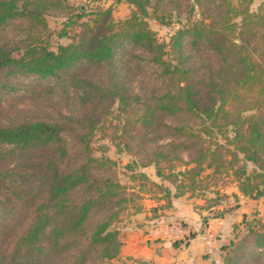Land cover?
<instances>
[{"label":"trees","instance_id":"16d2710c","mask_svg":"<svg viewBox=\"0 0 264 264\" xmlns=\"http://www.w3.org/2000/svg\"><path fill=\"white\" fill-rule=\"evenodd\" d=\"M115 1L132 5L130 14L115 20L110 6L87 12L65 0H0V98L36 92L19 78L31 76L42 95L67 104V113L54 106L52 119L0 123V264H106L119 254L115 222L138 193L91 145L113 105L123 114L120 148L173 187L131 175L157 202L149 218L192 194L206 168L224 169L243 196H264V1L256 10L252 0ZM183 10L185 21L159 41L148 20L167 23ZM52 13L65 16L58 36L78 26L55 49L47 43ZM78 64L100 69V80L73 72ZM251 233L250 246L264 254V224Z\"/></svg>","mask_w":264,"mask_h":264},{"label":"rangeland","instance_id":"374dc122","mask_svg":"<svg viewBox=\"0 0 264 264\" xmlns=\"http://www.w3.org/2000/svg\"><path fill=\"white\" fill-rule=\"evenodd\" d=\"M263 1L264 0H252L250 8L256 10ZM65 2L71 5L75 11L78 6L85 8L87 12L97 7L105 8L110 6L111 16L115 20L125 18L133 9V6L129 3L115 0H65ZM174 12L175 10H172L171 14H174ZM192 15L196 17V9ZM179 17L180 18L171 15L167 23H160L158 20L150 18L148 20L149 26L156 33V37L159 41H167L169 35L173 33L181 22L185 21L186 14L184 10L180 12ZM81 19H85V17ZM46 21L47 33H49L47 43L48 47L51 49H55L58 43L68 42L73 37L74 32L78 30V26L74 24L68 26V28L66 27L68 30L66 36H58V32L64 27L63 24L66 21L63 14H48L46 15ZM5 34L7 39H12L14 37L10 31ZM4 41H6L5 38L3 42ZM19 53V50H15L12 52V55L16 56ZM72 70L94 81L100 78V69L97 70L93 69V67L78 64L75 65ZM19 78H21L20 80L23 81L24 85L27 84L26 86L36 89V92H31L27 89L3 95V97L0 98V123H13L25 119L36 118L52 119L54 115L56 116L55 107L67 113V104L65 101L60 100L58 97L48 98L42 95V86L37 87L34 85L38 82L37 79L31 76H22ZM131 85L133 90H137V79L135 80L133 78ZM119 117L123 118V114L117 112L116 105H113L108 113H104L100 123L94 129L91 145L94 155L106 156L115 161V174L117 179L126 187H129V189L130 187H134V191L138 193V196L129 202L127 208L120 212V217L115 222V227L119 231L121 245L124 235L126 236L124 233L131 231L134 226L143 225L147 227V229L142 227L146 232L149 230L153 231L156 228L161 230V233L153 232L150 235L157 236L160 234L164 235L166 238L174 239L175 242H183L185 238L191 236L192 231L179 234L173 228L175 226H180V221L171 218L170 215L172 216L180 210H183V213H185V209H187L190 214L188 217L196 216V228L198 229L196 232H204V235H206L207 232L213 234V251L212 253H206L205 251V253L214 260V264H264V254L262 252L258 253L256 248L250 246L253 240L251 231L259 229L261 225L264 224V196L258 198L243 196L238 191L232 177L224 169L211 172L210 169L206 168L201 172V178H198L200 180L196 183L197 188L192 194L187 192L179 199L173 198L174 202L170 208L162 209L158 207L159 209L156 210L159 217L158 220L151 222L149 216H146V219L143 217L145 212L150 211L152 207L157 205V202L149 195L147 184L139 188L141 191L136 190V184L139 183V180L135 179L137 177H131V175L142 171L151 177V179L170 185L171 189H173V187L168 181H162L157 177L151 166L145 167L132 162L137 159L139 162L141 160L140 157L120 148L121 145H118L119 138L117 137V129L115 126L121 123ZM180 156L183 160L188 159L187 152H182ZM126 163H131V166H125ZM172 165L176 170L183 168L180 161H173ZM251 166V163L247 162L248 171H250ZM163 171L166 172L167 170L163 169ZM155 190L156 189H153V193L158 191ZM159 212H161L162 215L159 214ZM215 218H217V220ZM143 219H145L148 224H146ZM211 219L217 221V228L213 227L212 229H207L205 228L206 226L203 227V224L209 225ZM239 241L243 242V246L236 252L232 251L234 245ZM254 252H257V254L254 255ZM231 255H234V257L237 256V258H232ZM122 263H125L124 260L116 257L107 261L106 264Z\"/></svg>","mask_w":264,"mask_h":264},{"label":"crops","instance_id":"0c3cea01","mask_svg":"<svg viewBox=\"0 0 264 264\" xmlns=\"http://www.w3.org/2000/svg\"><path fill=\"white\" fill-rule=\"evenodd\" d=\"M180 197H176V199ZM186 211L187 209L183 213V210H180L178 213L170 215V217L185 223L182 226H175L178 227L179 234L193 231L195 232L194 236L185 238L183 242H175L174 239L166 238L164 235H150L153 233L152 230L146 232L142 229V227L147 229L146 225L134 226L131 231L124 233L126 236L123 237L120 253L116 257L124 260V264H208L213 262L214 260L204 250V232H196L198 230L196 228V216L188 217L190 214ZM149 215L150 211H147L143 217L146 219V216ZM145 219L143 220L145 221ZM149 219L152 222L158 220L159 217ZM215 219L217 220V218ZM215 219H211L210 224L206 225L205 228H217ZM145 223L148 224L146 221ZM156 229L157 233H161L159 228Z\"/></svg>","mask_w":264,"mask_h":264},{"label":"built area","instance_id":"2783aa9c","mask_svg":"<svg viewBox=\"0 0 264 264\" xmlns=\"http://www.w3.org/2000/svg\"><path fill=\"white\" fill-rule=\"evenodd\" d=\"M175 231L179 232L178 227L173 228ZM153 232H157V229H154ZM204 244H205V251L206 253H212L214 247V237L211 232H207L206 235L203 236Z\"/></svg>","mask_w":264,"mask_h":264}]
</instances>
